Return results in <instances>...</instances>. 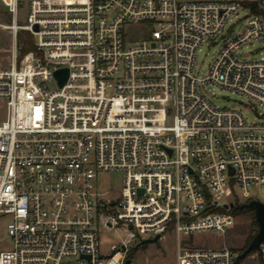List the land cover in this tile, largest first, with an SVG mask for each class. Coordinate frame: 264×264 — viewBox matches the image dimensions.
Here are the masks:
<instances>
[{
  "label": "built area",
  "instance_id": "obj_1",
  "mask_svg": "<svg viewBox=\"0 0 264 264\" xmlns=\"http://www.w3.org/2000/svg\"><path fill=\"white\" fill-rule=\"evenodd\" d=\"M0 1L13 37L0 68V221L12 240L0 264H126L130 249L170 231L176 264H235L233 247L189 241L225 233L239 204L264 203L251 190L264 188V120L216 105L202 87L264 106V56L240 54L264 39V0H29L25 23L21 0ZM242 8L234 32L226 25ZM137 24L149 30L137 36ZM219 38L197 75L201 45ZM111 170L124 173L118 195L100 185ZM105 228L126 237L102 252Z\"/></svg>",
  "mask_w": 264,
  "mask_h": 264
},
{
  "label": "rangeland",
  "instance_id": "obj_2",
  "mask_svg": "<svg viewBox=\"0 0 264 264\" xmlns=\"http://www.w3.org/2000/svg\"><path fill=\"white\" fill-rule=\"evenodd\" d=\"M23 5L19 11V22L25 23L29 13V0H21ZM5 7L0 1V22H10V15L4 13ZM246 14L245 9H241L238 15H233L232 19L227 22L226 27H233L234 32H238L244 23ZM149 29L143 25L137 24L132 27V33L137 36L145 34ZM224 41L219 38L217 41L207 40L197 52L195 72L197 75H205L212 63L214 57L223 45ZM13 48V37L9 29L0 26V68H8L11 65ZM247 59H260L264 56V39L254 40L241 47V53ZM202 91L209 99L219 106L239 108L247 117L253 120H264V106H256L244 94L234 91L231 88L221 86L214 82H208L202 87ZM3 112L0 111V119L3 118ZM100 185L108 189L112 194H120L123 186L124 173L120 170H111L100 172ZM252 193L255 197L264 200V188L254 187ZM252 214H240L237 216L234 224L227 228L225 233L216 231L199 232L193 235L189 241L191 245L199 247H218L228 245L240 253V248L245 244L250 235L257 232L256 226L252 224ZM8 218H2L0 221V250L12 248V240L6 230ZM126 237V231L120 229H102L100 232L102 252L110 250L112 244H117ZM131 250V249H130ZM130 252V251H129ZM178 254L177 235L170 231L162 239L147 242L137 247L136 253L131 258L129 264H176ZM241 264H264V257L261 251H255L245 257Z\"/></svg>",
  "mask_w": 264,
  "mask_h": 264
},
{
  "label": "water",
  "instance_id": "obj_3",
  "mask_svg": "<svg viewBox=\"0 0 264 264\" xmlns=\"http://www.w3.org/2000/svg\"><path fill=\"white\" fill-rule=\"evenodd\" d=\"M37 28V25L35 26ZM56 77L58 78L59 84L63 85L68 77V69L67 68H60L55 72ZM140 191H143L141 189ZM239 208H250L253 209L255 213V219L258 224V231L253 236L252 240L250 241L249 245L238 254L237 260L245 257L248 253L253 250H261V245L264 243V203L259 199H252L249 202L241 203L238 205ZM158 240V236L145 239L144 242H154ZM131 259H127L126 263L129 264Z\"/></svg>",
  "mask_w": 264,
  "mask_h": 264
},
{
  "label": "trees",
  "instance_id": "obj_4",
  "mask_svg": "<svg viewBox=\"0 0 264 264\" xmlns=\"http://www.w3.org/2000/svg\"><path fill=\"white\" fill-rule=\"evenodd\" d=\"M4 13H7V11L4 10ZM18 38H19L20 43H22L23 51L31 50L34 47V44H33V36H32V34L29 31L22 30L19 33ZM234 213H235V215H240V214H245V213L252 214L251 215V217H252V224L254 226H257V222H256V219H255V213H254L253 209H250V208H247V207L239 208L238 206H236L234 208ZM254 235L252 234V235H250L248 237V239L245 242V244L240 248V253L249 245V243L252 240V238H253ZM136 250H137V248L131 249L130 252L128 253L127 259H131L134 256V254L136 253ZM255 251L256 250L251 251L245 257H247L249 254H251V253H253ZM245 257H243V258L239 259L238 261H236L235 264H241V261Z\"/></svg>",
  "mask_w": 264,
  "mask_h": 264
},
{
  "label": "crops",
  "instance_id": "obj_5",
  "mask_svg": "<svg viewBox=\"0 0 264 264\" xmlns=\"http://www.w3.org/2000/svg\"><path fill=\"white\" fill-rule=\"evenodd\" d=\"M259 251V250H258Z\"/></svg>",
  "mask_w": 264,
  "mask_h": 264
}]
</instances>
